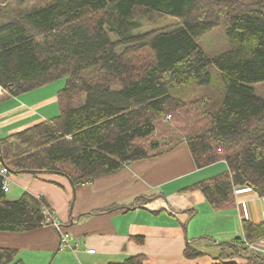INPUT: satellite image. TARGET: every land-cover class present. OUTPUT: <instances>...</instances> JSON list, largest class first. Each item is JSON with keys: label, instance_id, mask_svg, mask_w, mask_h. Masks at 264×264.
Instances as JSON below:
<instances>
[{"label": "trees", "instance_id": "16d2710c", "mask_svg": "<svg viewBox=\"0 0 264 264\" xmlns=\"http://www.w3.org/2000/svg\"><path fill=\"white\" fill-rule=\"evenodd\" d=\"M10 6L0 0V92L18 97L66 81L56 117L0 139L10 176L60 175L78 188L185 144L197 169L224 162L227 170L180 192H199L215 212L235 207L237 187L264 199V96L255 90L264 87V0H43L14 13ZM153 16L179 24L135 34ZM220 25L227 49L209 58L197 41ZM45 211L42 196L7 199L0 177V232L47 226ZM241 223L242 236L221 246L215 264H264L247 246L264 241V221ZM17 253L0 247V264H20ZM202 255L185 246V258ZM144 262L136 255L108 264Z\"/></svg>", "mask_w": 264, "mask_h": 264}, {"label": "crops", "instance_id": "0c3cea01", "mask_svg": "<svg viewBox=\"0 0 264 264\" xmlns=\"http://www.w3.org/2000/svg\"><path fill=\"white\" fill-rule=\"evenodd\" d=\"M52 85L18 97L0 92V136L56 117L58 89ZM225 170L224 162L197 169L181 144L74 189L60 175H11L7 199L24 192L42 196L72 238L73 250H58L59 233L49 225L26 233L0 232V247L17 250L20 264H108L136 255L145 257L144 264H215L221 246L242 236V220L264 221V199L249 187L235 188V207L221 212L213 211L199 192H180ZM138 197L147 199L144 205H134ZM136 236L143 237V245L132 240ZM256 243L264 246L263 240ZM187 244L203 255L185 258Z\"/></svg>", "mask_w": 264, "mask_h": 264}, {"label": "rangeland", "instance_id": "374dc122", "mask_svg": "<svg viewBox=\"0 0 264 264\" xmlns=\"http://www.w3.org/2000/svg\"><path fill=\"white\" fill-rule=\"evenodd\" d=\"M43 2V0H8V4H11L10 8L13 13L20 7L28 6L30 4L35 3V5H39ZM142 28L140 30L135 31L136 33H145L150 30H157L163 28H171L179 24V20L175 18L162 17V16H153V17H144L141 21ZM114 39L115 37L111 35ZM197 43L203 52L209 57H215L216 55L224 52L227 49V38L225 35V30L222 25L219 27L207 32L203 35ZM65 79L58 80L53 83L51 88L62 89L65 85ZM256 93L260 96H264V87L262 85L255 86ZM184 94L189 96L191 95V89L187 88L184 90ZM169 120V119H168ZM167 120V121H168ZM8 134H4L0 136V139L4 138ZM12 177V176H11ZM208 204V203H207ZM19 258L16 259L18 261Z\"/></svg>", "mask_w": 264, "mask_h": 264}, {"label": "built area", "instance_id": "2783aa9c", "mask_svg": "<svg viewBox=\"0 0 264 264\" xmlns=\"http://www.w3.org/2000/svg\"><path fill=\"white\" fill-rule=\"evenodd\" d=\"M0 177L2 178V190L4 193H8L9 186L11 183V176L9 175L8 169L3 167L2 165L0 166ZM46 213V225L51 226L54 228L55 231L59 233V246L58 250L59 251H64L66 249L73 250L71 246V241L72 238L62 230V226L60 225L59 221L55 219L54 215L52 212L45 211ZM250 250L255 252L256 254H262L264 255V246L262 244H248L247 245ZM89 254H93L94 250H88Z\"/></svg>", "mask_w": 264, "mask_h": 264}, {"label": "water", "instance_id": "95a60500", "mask_svg": "<svg viewBox=\"0 0 264 264\" xmlns=\"http://www.w3.org/2000/svg\"><path fill=\"white\" fill-rule=\"evenodd\" d=\"M72 188H73V186H72ZM74 189V188H73Z\"/></svg>", "mask_w": 264, "mask_h": 264}]
</instances>
